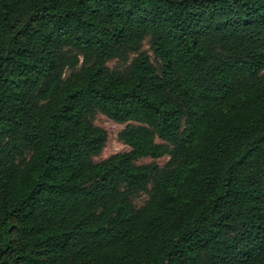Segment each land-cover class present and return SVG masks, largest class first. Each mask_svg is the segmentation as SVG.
<instances>
[{"label": "trees", "instance_id": "trees-1", "mask_svg": "<svg viewBox=\"0 0 264 264\" xmlns=\"http://www.w3.org/2000/svg\"><path fill=\"white\" fill-rule=\"evenodd\" d=\"M0 264H264V0H0Z\"/></svg>", "mask_w": 264, "mask_h": 264}, {"label": "rangeland", "instance_id": "rangeland-1", "mask_svg": "<svg viewBox=\"0 0 264 264\" xmlns=\"http://www.w3.org/2000/svg\"><path fill=\"white\" fill-rule=\"evenodd\" d=\"M142 51H145L149 54L151 62L154 66L158 65V61L155 58L150 43L146 41L143 45ZM109 68L114 70H119L123 68V65L117 61H113L109 63ZM94 123L96 126L103 128L106 130L108 135V141L105 146L104 151L102 154L95 159L96 162L102 161L109 156L116 154V153H122L128 151V148L118 139V133L124 128V125H118L107 119L106 117L102 115H97L95 117ZM167 161V158H164L160 161H158L159 164H164ZM144 162H149V160H144ZM147 200V196H142L137 200V205L142 206L145 201Z\"/></svg>", "mask_w": 264, "mask_h": 264}]
</instances>
